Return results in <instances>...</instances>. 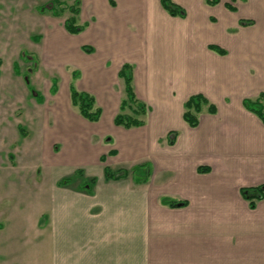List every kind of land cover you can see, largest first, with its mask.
Segmentation results:
<instances>
[{
  "label": "crops",
  "instance_id": "obj_1",
  "mask_svg": "<svg viewBox=\"0 0 264 264\" xmlns=\"http://www.w3.org/2000/svg\"><path fill=\"white\" fill-rule=\"evenodd\" d=\"M75 1L78 34L92 38L79 47L71 79L101 110L96 123L112 113L115 133L114 140L100 136L109 145L92 159L59 167L44 193L43 264H264V198L250 210L240 194L264 186V125L242 106L264 94V25L255 26L248 11L239 18L237 0H171L184 18L169 16L160 0ZM243 20L253 24L240 26ZM124 64L147 110L140 127L113 123L126 99L118 76ZM50 89L57 91L55 78ZM197 94L216 112L205 107L191 128L183 105ZM31 95L42 101L35 89ZM135 167L145 176L135 177ZM105 168L126 176L106 180ZM68 178L69 185H58ZM92 179L89 193L80 189Z\"/></svg>",
  "mask_w": 264,
  "mask_h": 264
},
{
  "label": "rangeland",
  "instance_id": "obj_2",
  "mask_svg": "<svg viewBox=\"0 0 264 264\" xmlns=\"http://www.w3.org/2000/svg\"><path fill=\"white\" fill-rule=\"evenodd\" d=\"M58 1L59 17H53L37 11L52 0H0V264H43V197L53 177L59 167L90 160L98 147L105 149L109 144L102 134L114 140L112 113L104 112L99 122H89L70 103V87L80 91L71 72L82 53L79 47L92 34H68L63 23L73 17L69 7L74 0ZM237 5L239 18L248 11L255 17V26L264 25L259 15L264 1L237 0ZM85 21L83 14L80 24ZM21 53L26 54L20 58ZM25 75L41 102L28 92ZM53 78L57 80L54 94ZM123 113L131 114L127 109ZM87 139L100 143L88 147ZM139 169H132L135 177H144L145 170ZM63 173L58 179L73 174Z\"/></svg>",
  "mask_w": 264,
  "mask_h": 264
},
{
  "label": "trees",
  "instance_id": "obj_3",
  "mask_svg": "<svg viewBox=\"0 0 264 264\" xmlns=\"http://www.w3.org/2000/svg\"><path fill=\"white\" fill-rule=\"evenodd\" d=\"M231 2L234 0H230ZM205 2L209 5H215L219 1L218 0H205ZM78 2H74V7H69V11L73 14V17L64 21V28L65 30L72 35H76L82 31V27L75 25L74 16L78 13ZM58 0H52L47 5H43L37 7V11L39 13H50L53 17H59V10L55 6H60ZM160 5L164 9V11L171 17H179L184 18L185 12L183 9L175 5L171 0H160ZM230 11H234V8L228 6ZM253 22L250 20H243L239 22L240 26H250ZM209 49L216 52L219 55H224L225 51L220 49L217 46H209ZM85 52L90 53L92 50L90 48L83 47L82 49ZM26 53H21L20 58L23 57ZM32 59V64H34V58ZM118 76L124 80L125 83V92H126V99L123 100L120 104V113H118L114 119L113 123L116 126H122L124 128H133V127H140L143 125L144 121L143 118L147 114L146 107L142 104H138L136 98L134 96L132 87H131V80H132V68L128 64H124ZM24 81L27 86V89L31 94L34 93V89L29 84V79L27 76H24ZM55 89V83H53V91ZM39 97L38 94H36ZM40 100V99H39ZM70 103L73 107H75L80 116L89 122H96L99 120L101 116V110L95 107V101L93 96L88 93L77 91L72 86L70 87ZM243 108L254 114L258 117V119L264 125V94L261 93L255 99H244L242 101ZM206 107V110L210 114H214L216 112L215 106L201 94L192 95L190 96L183 105V114L182 119L183 121L191 128H195L198 126L199 123V115L202 110ZM125 108L130 110V115L123 113ZM19 131L23 133V129L19 126ZM172 136L173 133H172ZM171 144V141H170ZM200 172H206L207 169H198ZM104 175L106 180H113V179H120L126 176L125 172H113L108 168L104 169ZM82 172L79 170L76 172V177H81ZM71 179H63L58 183L60 186H67L71 183ZM95 183L94 179L90 182L83 183L80 187L81 190L90 192L92 189L93 184ZM240 194L242 198L248 203V208L250 210H254L256 207V202L264 198V186L252 187V188H243L240 190ZM171 206H176L175 204H170Z\"/></svg>",
  "mask_w": 264,
  "mask_h": 264
}]
</instances>
